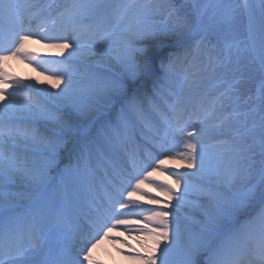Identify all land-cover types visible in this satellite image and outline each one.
<instances>
[{
	"label": "snow or ice",
	"instance_id": "6c2138e0",
	"mask_svg": "<svg viewBox=\"0 0 264 264\" xmlns=\"http://www.w3.org/2000/svg\"><path fill=\"white\" fill-rule=\"evenodd\" d=\"M186 4L167 0V15L157 20L148 3L66 0L41 18L34 0H0V264H92V248L118 227L137 233L144 252L128 255L141 264H264V21L257 47L251 19L248 37H236L234 0ZM97 17H109L110 30L82 44ZM37 20L39 31H32ZM34 38L66 52L61 70L51 73L59 91L34 89L4 70L9 59L38 61L26 48ZM168 39L184 48L185 70H177L181 57L170 51L159 60L160 86L141 94L135 86L154 75L161 55L147 45ZM210 44L216 54L207 57L205 71L242 74L243 53L258 59L262 83L245 110L225 103L238 81L210 109L187 107L196 85L189 77L199 71L187 66L188 57ZM97 56L114 61L120 73L86 106L72 105L80 124L70 125L59 107L73 95L77 66ZM128 142L135 148L122 157ZM24 152L38 158L24 160ZM165 160H178L185 171L165 168ZM149 169L168 172L176 189L151 180ZM19 182L33 192L26 212L10 195ZM145 182L166 197L152 196L149 205L163 208L131 199L149 195L141 189ZM185 205L196 215L181 220L166 210Z\"/></svg>",
	"mask_w": 264,
	"mask_h": 264
},
{
	"label": "bare ground",
	"instance_id": "6f19581e",
	"mask_svg": "<svg viewBox=\"0 0 264 264\" xmlns=\"http://www.w3.org/2000/svg\"><path fill=\"white\" fill-rule=\"evenodd\" d=\"M51 2H52L51 0H34V3H36L37 5V10L38 8L41 9L43 6L46 7ZM64 3H66V0H59V2H56L54 5H52V7L48 9L47 13L45 15H42L41 18L46 17L49 11H52L53 13H55L56 4L63 5ZM244 3H245V0H243V5ZM247 3H248V9L245 10L246 35L248 37L249 20L251 19L252 34H253V38L255 39L257 43V47H258L260 27H261L262 21H264V5H261L260 0H247ZM39 22L40 21L37 20V21H34V23H32L31 27H33V24H34V28L32 29V31H39L38 30ZM83 35H84L85 40L90 41L92 38V33L89 32L87 28L84 29ZM147 46L151 48L152 52L154 53L159 52L161 53V55L157 58V62L155 65L156 71L154 75L148 78L149 80H151L150 88L144 89V85L148 80V79H145L139 83V87L136 90H138L141 94L148 93L149 95H151L153 92L154 86L157 87L158 85H160L159 82L161 81L162 69L160 68L159 60L166 58L170 51H175L176 54L181 57L180 62L177 64V69H178L180 66V63L183 61L182 59L184 58L183 57L184 48L182 46L177 45L176 42L171 39L165 40L162 43L152 41ZM26 48L36 54L38 61H34L33 64L30 65L29 63L21 59H9L4 64V70L25 82L32 83L34 86V89H47V91L49 92L59 91L60 87H62V84L55 85V87H53L55 83V79L48 78L47 77L48 75H44L43 73L44 72L51 73L49 71L50 68H56L57 71L60 70L59 68L61 64H59L58 62L64 60V56L66 55V52L62 53L60 49L55 48V47H50L48 46V44L43 45L37 42L35 38L26 45ZM46 55L52 57L53 59H58V60H56L55 64H49V59ZM37 62L40 64L41 67L38 68L35 66ZM193 63H195L198 68V64L193 60L189 61L187 66L191 68ZM80 65H86L85 66L86 68L82 70L83 75H81L79 78H76L74 80V85H73L74 92H73L71 99L65 100L60 105L59 111H58V113L61 114L60 117L66 120L70 125H74V126L80 124V119L78 115L74 112V107H72L71 100L78 96L79 92L82 90L84 86L93 83L92 81L96 74H100L97 77H95L97 78L96 83H102L104 84V86H107L109 82L113 78L118 76L120 73V68L118 65L115 64L114 61L111 63H105L103 62L100 56H97L94 59H84L82 60ZM41 68L45 69V71L42 72ZM201 74L202 72L198 71L195 77H191V76L189 77L190 79H194L196 81L195 88L186 97V105L188 108H190L191 106L190 104L194 103L196 100L198 101L194 109H192L193 112L208 109L215 98V95L207 94V92H205V89L203 88L204 81H202ZM259 76L261 79L260 72H259ZM27 95L35 96L36 93L32 92V93H28ZM217 115H220V113H217ZM213 122L214 121H210V123H213ZM38 124L42 126L44 125V122L39 121ZM134 148H135V145L132 144L131 142H128L125 146L121 148L120 150L121 156L124 157L126 154H130L134 150ZM21 156H22V159L27 160L29 162L33 159L38 158L36 155H33L29 152H24L21 154ZM164 167L172 171H181V172L185 171L184 166L177 160L175 161L165 160ZM149 171H152V170L149 169ZM150 179L158 183H164L165 181H168L176 187V185L173 183V180H171V177L169 176L168 172H161L159 170L152 171V175ZM141 189H142V192H146L149 195L145 196L141 193H135L133 194L131 199L138 202L143 207H145L146 205L151 206L149 205L150 197L155 196L159 198V197L164 196L160 190H158L155 186L148 184L147 182L141 185ZM22 194H24L23 195L24 197L21 198L19 195H22ZM10 195L13 197V199L16 201L18 205V204L27 203L29 201V198L33 195V192L30 186L22 182H19L11 190ZM173 212H176L177 215L180 216L181 220H183L185 216H190V215L195 216L196 215V213L192 209H190L187 205L183 207H179L178 209H174ZM130 218H131L130 220L132 221H135L137 219L135 216L130 217ZM132 225H135V224H132ZM111 234H112V238L118 237V239H121V241L125 240L128 242V245H131V247L135 246L136 248H138V251L140 253L144 252V248L142 247L140 243L134 245V241H137L135 239L137 233L136 235L128 238L127 237L128 235L125 233L124 228L118 227L116 229H113V231L109 233L110 237H111ZM122 246H123V243L118 242V241L117 242L112 241V243H110V241L107 242L105 240L104 242L97 243L95 247H93L92 253H91L92 264H119L117 262V255H116L117 251L116 250L118 248L122 250L123 249ZM126 251H129V250H126ZM126 261L129 264L137 263V260L132 259V258H128V260Z\"/></svg>",
	"mask_w": 264,
	"mask_h": 264
},
{
	"label": "rangeland",
	"instance_id": "374dc122",
	"mask_svg": "<svg viewBox=\"0 0 264 264\" xmlns=\"http://www.w3.org/2000/svg\"><path fill=\"white\" fill-rule=\"evenodd\" d=\"M236 4H238L239 11L237 13V20H236V37L238 39H246L245 35V17L244 13L241 7V0H234ZM134 22V21H132ZM215 51L212 50V48H205L204 46H201L199 51H195V53L192 54V58L196 63L199 65V72H202V81H204V86H210L208 91L210 93H215L217 95V98L221 96V93L226 91L228 88V84H236L238 81V86L235 90V93L233 95V99L226 101L227 104H232L238 107L241 111L245 110L244 108V102L249 99V98H244L242 92H244L247 88H249L250 84L252 83H260L262 82L259 76L260 72V66L258 63H255L252 60V54H249L248 52L243 53L242 59H243V65L245 66V70L242 74L240 73H226L222 69H216L213 71L211 67H208L207 70L205 71V67L207 65V57L208 56H215ZM257 62V61H256ZM79 69L77 68L75 71V74L73 75V81L76 79V76H79ZM226 76V79H222ZM54 78V77H53ZM97 79H93V83L88 84L82 88V90L79 92L78 96L73 98L71 100L72 105L78 104V100L81 98L82 94L84 96L83 99V104L82 105H87L92 96L100 89L105 88L104 84L102 83H96ZM227 81V82H226ZM239 97L237 99L236 97ZM76 111V110H75ZM252 117L249 118V126L253 127L252 123ZM255 120L257 122L258 126V121H259V116H255ZM259 159V158H258ZM258 166V165H257ZM165 200V199H164ZM161 206L159 208L164 207L163 203L160 204ZM178 209V208H177ZM168 211L173 212L174 209L169 207L166 209ZM131 235V234H130ZM128 234V236H130ZM112 240V239H111ZM121 242V239H116V242ZM125 241V240H122ZM127 242V241H126ZM137 241H134L135 244H139ZM131 246V245H130ZM115 248V247H113ZM122 250L117 251V262L119 264H129L126 260L128 258H131L129 253H140L138 251V248L135 246L133 247H128V242L125 244L123 243ZM119 249V248H118ZM129 250V251H126ZM143 254V253H141ZM136 264H141L140 261L137 260Z\"/></svg>",
	"mask_w": 264,
	"mask_h": 264
}]
</instances>
